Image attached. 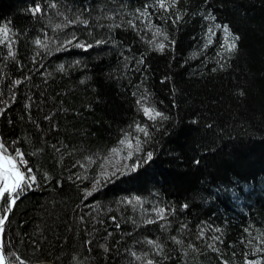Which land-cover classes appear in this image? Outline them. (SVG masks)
I'll list each match as a JSON object with an SVG mask.
<instances>
[{
  "label": "trees",
  "instance_id": "obj_1",
  "mask_svg": "<svg viewBox=\"0 0 264 264\" xmlns=\"http://www.w3.org/2000/svg\"><path fill=\"white\" fill-rule=\"evenodd\" d=\"M4 25L0 139L38 177L6 225L12 263L264 264V0H0ZM126 132L146 141L132 160L111 152Z\"/></svg>",
  "mask_w": 264,
  "mask_h": 264
},
{
  "label": "snow or ice",
  "instance_id": "obj_2",
  "mask_svg": "<svg viewBox=\"0 0 264 264\" xmlns=\"http://www.w3.org/2000/svg\"><path fill=\"white\" fill-rule=\"evenodd\" d=\"M178 3V0H156V5L161 8L168 10L174 7ZM55 7V4L52 5ZM42 9L39 5H37L33 9V14L41 12ZM143 15V13H142ZM180 17H177L179 19ZM211 20H215V16L207 17ZM77 21L69 20L67 25H56L58 29L62 27L70 26ZM81 23L87 24V21H80ZM175 22V21H174ZM131 23V22H130ZM215 29L220 30L222 33L221 37V50L224 53H232L237 49V41L239 40V36L235 35L231 32L228 25H220L216 24ZM11 29L8 25H4L0 27V43L7 42L9 40V33ZM208 44L213 42V37L216 35V31L210 27L208 29ZM156 36L165 35L162 30L157 27L155 30ZM167 37L165 36V39ZM75 39V37H73ZM154 43V41H151ZM37 45L41 47H47L40 39L35 41ZM97 44L102 43V41H97ZM67 44H73V40L67 41ZM75 47L83 48L87 50L88 48L93 47L92 44H84V43H76ZM156 48L160 51H163L165 48V44L163 42L157 43ZM63 68V65H61ZM19 83V81H17ZM137 104L139 105L140 111L143 112L144 117L150 121L157 120H166L168 117L161 111L157 110L154 106H150L147 103V97H141V99L137 100ZM133 127V126H130ZM134 131L138 133H143L145 137L150 135L148 125H141L140 123H136L134 125ZM135 141V143H133ZM146 141H142L139 136H133L132 133L126 132L124 138L119 141V145L122 147H115L111 149V152L117 156L120 155L121 152L126 151V155L123 157L126 160H132L134 156L139 157L140 153L143 151L142 145ZM11 145L7 142H4L0 139V209H3L2 213H0V264H12V261L8 259L5 253V235H6V225L10 222V215L13 213L15 206L17 205V201L21 198L22 194L26 191L33 190V186L38 183L37 175L33 174L34 168L28 165V161L25 158V153L19 149L14 148L11 149ZM153 159V153L148 151L144 153L143 163H148ZM141 166V161L137 159L132 165V171H135L136 168ZM127 168V165H125ZM117 171H121V169L117 168L116 171L111 173L102 172L100 174L101 178L105 181L109 180L111 176H115ZM123 174V172H122ZM99 180H97V184H99ZM96 189L93 188V191ZM87 195H92V192H87ZM136 202H140V198H135ZM131 203V201H128ZM187 207V205H184ZM161 218H163L164 209L158 210ZM151 222V221H150ZM88 243H91L89 241ZM148 243L155 245V241H149ZM100 247L104 248L107 252L108 249L104 245H100ZM135 256V253H132ZM140 259V257H137ZM147 264H154L152 260H148ZM247 264H259L258 261H248Z\"/></svg>",
  "mask_w": 264,
  "mask_h": 264
},
{
  "label": "water",
  "instance_id": "obj_3",
  "mask_svg": "<svg viewBox=\"0 0 264 264\" xmlns=\"http://www.w3.org/2000/svg\"><path fill=\"white\" fill-rule=\"evenodd\" d=\"M13 214V213H12ZM12 214L10 215V218H11V216H12ZM8 224V223H7ZM6 253V252H5ZM6 256H7V254H6ZM8 257V256H7ZM9 259V258H8ZM12 264H16V263H12ZM34 264H56V263H54V262H52V261H40V262H37V263H34Z\"/></svg>",
  "mask_w": 264,
  "mask_h": 264
},
{
  "label": "bare ground",
  "instance_id": "obj_4",
  "mask_svg": "<svg viewBox=\"0 0 264 264\" xmlns=\"http://www.w3.org/2000/svg\"><path fill=\"white\" fill-rule=\"evenodd\" d=\"M40 262V261H39Z\"/></svg>",
  "mask_w": 264,
  "mask_h": 264
}]
</instances>
